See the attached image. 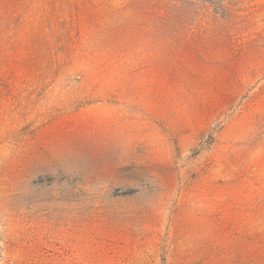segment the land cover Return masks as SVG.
I'll return each instance as SVG.
<instances>
[{
  "label": "rangeland",
  "instance_id": "obj_1",
  "mask_svg": "<svg viewBox=\"0 0 264 264\" xmlns=\"http://www.w3.org/2000/svg\"><path fill=\"white\" fill-rule=\"evenodd\" d=\"M0 264H264V0H0Z\"/></svg>",
  "mask_w": 264,
  "mask_h": 264
}]
</instances>
